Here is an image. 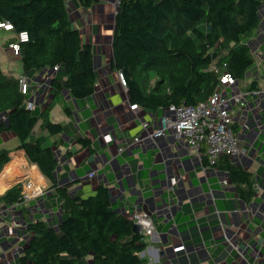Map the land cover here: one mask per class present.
<instances>
[{
  "label": "trees",
  "instance_id": "trees-1",
  "mask_svg": "<svg viewBox=\"0 0 264 264\" xmlns=\"http://www.w3.org/2000/svg\"><path fill=\"white\" fill-rule=\"evenodd\" d=\"M100 0H0V23L14 26V37L5 46L21 44L24 76L52 74V99L40 112L27 106L29 98L20 88V78L8 76L0 62V137L14 134L15 151H23L60 199L66 219L53 227L44 221L28 226L32 234L20 264H148L143 254L150 244L134 231V221L113 208L111 191L100 186L83 199L59 186L60 161L53 150L66 129L55 123L52 113L62 106L66 114L67 94L77 100L94 95L98 83L95 52L84 44L74 27L73 9L93 8ZM264 0H122L116 15L113 41L114 70L127 81L131 104L157 114L171 106H198L207 102L229 74L245 80L254 65L248 41L260 28ZM58 68V71H55ZM258 83L248 91H260ZM30 90V94H32ZM264 102V101H263ZM264 125V106L261 117ZM42 131L46 136L38 138ZM61 144L63 140L61 139ZM85 147L89 142L81 140ZM12 151L0 152V175L10 164ZM203 164L209 166L204 150ZM214 168L224 171L240 197L250 202L256 196L250 171L221 157ZM22 184L3 196L0 205L21 203Z\"/></svg>",
  "mask_w": 264,
  "mask_h": 264
},
{
  "label": "crops",
  "instance_id": "crops-1",
  "mask_svg": "<svg viewBox=\"0 0 264 264\" xmlns=\"http://www.w3.org/2000/svg\"><path fill=\"white\" fill-rule=\"evenodd\" d=\"M90 10L92 22L83 8L73 9L71 18L83 43L94 49L98 83L94 95L88 99L77 100L67 94L70 115L62 106L52 113L53 121L66 129L65 135L51 140V144L59 143L53 147L60 161L59 186L67 187L72 196L83 199L94 196L104 186L111 191L115 210L127 216L150 212L156 235L148 238L150 246L144 257L149 261L155 259V264H264V125L261 122L264 97H247L246 110H252L248 118V112H241L236 104L233 106L234 131L244 149L234 160L250 171L256 181L257 194L246 202L229 182L226 172L204 166L202 158L192 155L185 143L178 142L172 130L154 139L146 135L143 124L148 123L151 130L158 131L163 128L164 118L174 116L168 110L157 114L142 107L132 110L135 104H131L128 90L120 84L118 72L111 65L116 9L112 1L102 0ZM104 10L114 13L111 26L103 25ZM262 17L260 28L248 41L255 68L248 72L245 91L253 83L264 90V11ZM27 77L32 83L31 102L34 109L42 112L52 99V74L34 73ZM242 91L236 89L238 93ZM36 136L44 138L46 134L38 131ZM138 137L144 141L135 146L132 142ZM81 140L89 142V147L80 143ZM18 146L14 134L0 137V152L12 151L11 162L0 177L15 164L12 175L0 188V196L18 182L29 180L43 184L46 192L37 202L20 208L0 205V264H20L32 238L27 229L30 224L41 220L58 227L66 219L58 193L39 169L29 164L25 152L15 151ZM92 174H95L93 179ZM174 180L178 184L169 200L166 189Z\"/></svg>",
  "mask_w": 264,
  "mask_h": 264
},
{
  "label": "built area",
  "instance_id": "built-area-1",
  "mask_svg": "<svg viewBox=\"0 0 264 264\" xmlns=\"http://www.w3.org/2000/svg\"><path fill=\"white\" fill-rule=\"evenodd\" d=\"M102 1V0H100ZM112 1L114 8L116 9V15L122 0H106ZM0 30L7 33H14V26L10 23H0ZM18 42L10 46V49L16 57L20 56L21 44L29 42L28 34L24 33L17 36ZM55 71H58L56 68ZM118 79L120 84L127 89V81L125 75L122 72H118ZM32 83L26 76L20 78V88L24 96H27V106L30 109H34L33 102H31L32 94L30 90ZM248 85L245 80H236L229 74L222 77L220 87L213 93L207 102L201 103L198 106H171L170 111L174 118H164L162 120L163 128L158 131H153L148 123L143 124V129L146 135L151 138H157L164 136L166 130H172L174 137L178 142L186 144L188 151L192 155H196L203 159V152L205 150L209 159V166H216L218 160L221 157H229L230 159H236L244 152L243 145L234 131V112L233 106L236 104L241 112H248L251 115L252 110H246V99L248 96H257L259 98L264 97V90L250 92L245 91ZM242 89L241 93L236 92V89ZM231 91V93H229ZM138 106H133L132 110L135 111ZM244 118V113H242ZM143 137H138L133 140V145L137 146L142 144ZM122 150H120L121 152ZM95 174L90 175L93 179ZM184 178V176H183ZM181 178V179H183ZM178 180H174L172 186H168L166 191L169 196V200L172 199L175 186H177ZM225 185H229V182H225ZM46 187L38 183L35 180H29L22 182L21 203L15 205L20 208L24 205L37 202L45 195ZM135 225L141 227V233L146 238H154L156 235V226L153 220V216L150 212H136L131 218ZM235 250L238 248L231 242L227 241ZM146 252L144 256L147 254ZM156 260L150 258L148 264H155Z\"/></svg>",
  "mask_w": 264,
  "mask_h": 264
},
{
  "label": "rangeland",
  "instance_id": "rangeland-1",
  "mask_svg": "<svg viewBox=\"0 0 264 264\" xmlns=\"http://www.w3.org/2000/svg\"><path fill=\"white\" fill-rule=\"evenodd\" d=\"M98 4H96L95 6H97ZM107 9H109V8H107ZM86 12H87V15L89 16L90 21L92 22V15H93L92 11L89 9ZM113 15H114V13L112 11H109V10L105 11L104 10V12L102 13L104 26H111L112 25L111 20L113 19ZM84 34H85V32H84ZM13 37H14L13 33H7L3 30L2 31L0 30V62H1V66H2L3 71L8 76L19 78L23 74L21 61H19L16 58V56L14 55V53L12 52L11 49H7L5 46L6 42ZM254 68L255 67L252 66L250 68V70H254ZM128 217L132 218L133 216L128 215Z\"/></svg>",
  "mask_w": 264,
  "mask_h": 264
},
{
  "label": "bare ground",
  "instance_id": "bare-ground-1",
  "mask_svg": "<svg viewBox=\"0 0 264 264\" xmlns=\"http://www.w3.org/2000/svg\"><path fill=\"white\" fill-rule=\"evenodd\" d=\"M15 167V164L11 165L7 171L0 177V188L3 187L4 185V180L8 177L12 175L13 169ZM4 190H1V192H3ZM173 202V201H172ZM133 218V217H132Z\"/></svg>",
  "mask_w": 264,
  "mask_h": 264
},
{
  "label": "water",
  "instance_id": "water-1",
  "mask_svg": "<svg viewBox=\"0 0 264 264\" xmlns=\"http://www.w3.org/2000/svg\"><path fill=\"white\" fill-rule=\"evenodd\" d=\"M115 30H116V27H115ZM20 182H18V184H19ZM141 227L140 226H138V225H135V227H134V231L136 232V233H141ZM143 256H144V254H143Z\"/></svg>",
  "mask_w": 264,
  "mask_h": 264
}]
</instances>
